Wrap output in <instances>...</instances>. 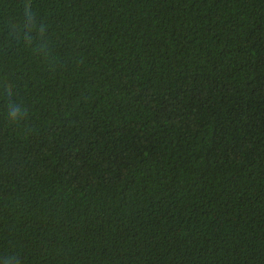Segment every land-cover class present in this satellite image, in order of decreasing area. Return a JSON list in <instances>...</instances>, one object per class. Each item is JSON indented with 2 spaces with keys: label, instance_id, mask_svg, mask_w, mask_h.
I'll use <instances>...</instances> for the list:
<instances>
[{
  "label": "trees",
  "instance_id": "16d2710c",
  "mask_svg": "<svg viewBox=\"0 0 264 264\" xmlns=\"http://www.w3.org/2000/svg\"><path fill=\"white\" fill-rule=\"evenodd\" d=\"M0 264H264V0H0Z\"/></svg>",
  "mask_w": 264,
  "mask_h": 264
}]
</instances>
